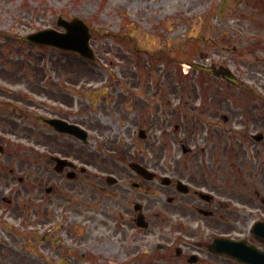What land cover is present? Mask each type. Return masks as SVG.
Returning a JSON list of instances; mask_svg holds the SVG:
<instances>
[{
    "label": "rangeland",
    "instance_id": "rangeland-1",
    "mask_svg": "<svg viewBox=\"0 0 264 264\" xmlns=\"http://www.w3.org/2000/svg\"><path fill=\"white\" fill-rule=\"evenodd\" d=\"M74 15L92 27L94 38L91 43L99 59L97 63L72 61L52 49L40 52V61L36 48L6 37L10 34L13 38L53 25L57 16L68 18ZM134 31L136 39L139 38L145 47L131 56L127 48L132 44L128 41L123 44L120 38L122 34ZM163 38L168 41L166 50ZM3 40L5 42L0 44V71L20 68L18 58L22 57L25 68L41 70L43 64L46 69L73 72L77 85L72 87L70 95L77 101L75 105L79 111L85 112L84 106L89 103L87 94L95 102V113L101 111L99 106L105 108L107 113L101 115L103 125L113 126L115 134L120 131L115 146L128 148L135 141L131 152L151 155V148H169L164 142L170 133L163 121L168 118L166 110L175 109L174 104L180 95L187 102L192 103L195 99L194 104L204 99L202 111L199 108L186 109L190 113L200 112L202 117L212 116L210 113L213 111L228 116L233 111L236 119L264 116V59L261 63H254L250 54L257 47L264 51V0H0V42ZM136 46H140L138 41ZM3 50L6 55H2ZM263 51L257 54L264 57ZM27 53L30 62L25 60ZM189 60L201 65L211 62L225 64L246 84L245 90L238 91L205 71L198 82L201 71L185 66L183 61ZM124 72L127 82L140 81L138 86L143 87L131 88L125 82ZM0 84H4L1 79ZM124 86L139 95L134 97L138 103L134 114L139 117L137 127L146 130L145 140L132 137L130 130L129 134L124 132L126 127L123 123L126 121H122L124 110L119 103ZM156 88L162 95L160 104L153 97L150 105L145 96L149 97L151 94L147 93ZM177 117L178 110L174 112L173 120ZM96 136L94 148L102 144L99 140L104 139ZM93 157L96 163L94 172L99 165L111 167L114 164L109 152L95 153ZM35 175L37 173H31L30 181L35 180ZM33 191H36L35 186L30 188L29 196ZM28 244L22 256L28 260L27 264H40L39 256L44 253L38 245L39 235L36 233L34 238L31 237ZM18 245L19 241L13 246L18 248ZM29 249L34 253H29Z\"/></svg>",
    "mask_w": 264,
    "mask_h": 264
},
{
    "label": "flooded vegetation",
    "instance_id": "flooded-vegetation-1",
    "mask_svg": "<svg viewBox=\"0 0 264 264\" xmlns=\"http://www.w3.org/2000/svg\"><path fill=\"white\" fill-rule=\"evenodd\" d=\"M69 115L70 113H66L65 118H70ZM3 119L6 122L9 121L8 116H4ZM256 124L253 123V127L245 128V130L255 129ZM61 135L65 136V134H59L52 138L59 140ZM29 137V134L25 135V138ZM41 146L52 152L89 163L88 159L78 158L76 149L72 150L71 146L67 148L65 144H59L49 147V144L43 141ZM228 151L229 153H227ZM201 152L204 154H200L203 159L198 160L202 168L200 176L186 173L178 178L172 172L170 183L166 186L169 193L164 195L166 201L162 212H159L157 208L153 211L149 203L140 207L145 218L149 220V227L146 229L135 224L139 210L135 211L134 204L144 198L145 190H149L148 180L132 170H122L115 173L116 182L108 183L106 181V186L100 184L97 188L95 187L102 195L100 197L102 205L115 213L113 220L118 219L116 214L120 217L124 215L127 220L125 218L122 220L131 227L124 229L123 223L111 227L107 222V228L95 229L94 233L87 235L89 246L93 251L102 255L104 264H192L189 263L191 259L195 261L194 264H201L206 262V257L211 258L214 255L209 251L208 245L215 236L233 238V232L242 233L244 223L250 215L241 216L233 210V199L237 200V197H234L232 193L233 147L223 150L224 158H221V155L212 148L202 149ZM141 161L143 163L144 159ZM153 164L150 162L151 166ZM71 169L75 173L74 179H65L62 182L73 195L66 199L78 203L92 198L90 196L92 192H89L94 188L91 174L76 166ZM67 172L66 167L56 174L62 180ZM132 178L137 179L133 180ZM179 180L187 184V193L177 188L176 184ZM62 183L59 181L58 185L51 186L53 187L51 189L59 194L58 190ZM201 191L209 194V197L201 196L199 194ZM48 202V204L45 202L41 205L45 216L49 217L54 215L52 211L56 213L61 210L57 209L60 202H53L52 199H49ZM152 205L157 206V202L154 201ZM63 208L67 209L65 205L62 206ZM107 215L111 216L108 212ZM198 219L202 220V225H197V228L189 227Z\"/></svg>",
    "mask_w": 264,
    "mask_h": 264
}]
</instances>
